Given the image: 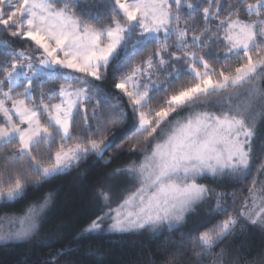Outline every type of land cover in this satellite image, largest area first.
Listing matches in <instances>:
<instances>
[{
    "label": "snow or ice",
    "instance_id": "6c2138e0",
    "mask_svg": "<svg viewBox=\"0 0 264 264\" xmlns=\"http://www.w3.org/2000/svg\"><path fill=\"white\" fill-rule=\"evenodd\" d=\"M90 158L75 248L42 232L51 191L0 245L79 264L85 241L178 232L144 264H264V0H0V206Z\"/></svg>",
    "mask_w": 264,
    "mask_h": 264
},
{
    "label": "trees",
    "instance_id": "16d2710c",
    "mask_svg": "<svg viewBox=\"0 0 264 264\" xmlns=\"http://www.w3.org/2000/svg\"><path fill=\"white\" fill-rule=\"evenodd\" d=\"M103 162H94L89 159L81 163L77 169L49 181L39 192H30L25 200L18 201L7 206H0V216L5 214L19 213L28 201H31L44 192L51 191L54 194V205L48 214V222L42 232H48L56 228L63 221L67 228L63 232L62 244L57 247L71 245L76 231L87 219L93 209L91 193L94 183L100 179L108 169L104 168ZM178 232H165L158 238H152L149 233L143 235H119L110 236L103 240L85 241L75 259L79 264H144L145 249L155 250L166 238L175 237ZM248 242L253 245V254L256 248L264 244V235L258 231L248 237ZM239 243V241H237ZM91 247L99 249L96 255L87 252ZM47 248L30 244L24 245H0V264H20L27 260L28 264H34L40 253H46Z\"/></svg>",
    "mask_w": 264,
    "mask_h": 264
}]
</instances>
